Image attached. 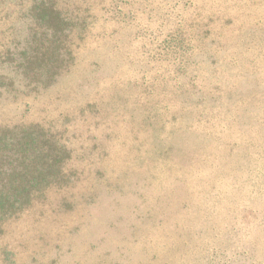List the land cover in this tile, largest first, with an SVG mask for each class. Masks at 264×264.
<instances>
[{
  "label": "rangeland",
  "instance_id": "1",
  "mask_svg": "<svg viewBox=\"0 0 264 264\" xmlns=\"http://www.w3.org/2000/svg\"><path fill=\"white\" fill-rule=\"evenodd\" d=\"M14 125L70 150L0 264H264V0H0Z\"/></svg>",
  "mask_w": 264,
  "mask_h": 264
},
{
  "label": "trees",
  "instance_id": "2",
  "mask_svg": "<svg viewBox=\"0 0 264 264\" xmlns=\"http://www.w3.org/2000/svg\"><path fill=\"white\" fill-rule=\"evenodd\" d=\"M65 24L69 25V22L66 21ZM69 30L70 28L67 35ZM40 49L37 48V50ZM47 58L43 55L40 56L35 49L24 59L27 65L23 76L30 81L27 90L29 93L37 94L41 91V87L32 85L35 76L26 72L35 62L38 65L45 61L48 67L49 59ZM69 61V58L63 60L64 68L69 66ZM56 70L58 68L51 64L47 72L39 73V79H46L49 85H52L51 79L60 76ZM44 88L42 87V89ZM5 128L6 130H3ZM45 131L38 125L0 127V229L6 220L28 210L34 195L46 187L59 184L63 179V169L69 159V151L67 150H70V146L58 144L57 147L63 149H58L62 151L59 152V156H56V160L45 161L48 154L43 150H56L52 141L45 143L46 135L54 136ZM29 141L31 142V150H33L31 156L29 155ZM41 146L43 149L36 151ZM30 161L34 164L32 165Z\"/></svg>",
  "mask_w": 264,
  "mask_h": 264
}]
</instances>
